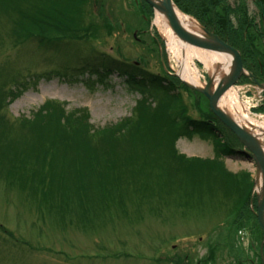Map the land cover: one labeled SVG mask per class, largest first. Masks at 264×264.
<instances>
[{"label": "rangeland", "instance_id": "374dc122", "mask_svg": "<svg viewBox=\"0 0 264 264\" xmlns=\"http://www.w3.org/2000/svg\"><path fill=\"white\" fill-rule=\"evenodd\" d=\"M238 1L259 20L254 0L228 4ZM57 9L75 13L76 21ZM230 19L238 31L236 16ZM154 22L143 0H0V264H264L257 163L219 155L222 146L243 147L206 97L177 79ZM256 36L249 32L253 62L241 52L251 79L239 83L241 93L234 89L259 120L264 108L255 111L260 96L251 74L264 69V50ZM199 67L207 84L211 77ZM85 69L111 71L110 86L78 81ZM54 72L68 78L42 79ZM142 72L176 77V101L152 90L148 108L135 113L144 98L127 83ZM18 84L27 89L11 98ZM48 102L69 117L57 113L33 126V114ZM78 109L89 112L95 132L119 128L101 137L85 123L71 127ZM176 117L211 119L220 129L183 138ZM126 118L136 122L124 132ZM216 158L222 166L201 161Z\"/></svg>", "mask_w": 264, "mask_h": 264}, {"label": "trees", "instance_id": "16d2710c", "mask_svg": "<svg viewBox=\"0 0 264 264\" xmlns=\"http://www.w3.org/2000/svg\"><path fill=\"white\" fill-rule=\"evenodd\" d=\"M51 1V0H50ZM53 1H60V0H53ZM197 0H174L176 6L182 10L186 15L189 16H193L196 19H198L202 24H204L202 21L203 19L200 17L199 13H202L204 15V17L206 19H208L210 22H206V24H204L207 28H210L211 31H213L216 35H218L223 41L229 43L231 46L236 47L237 49H239L243 54L245 59L248 61L250 60L251 62H253L254 60V49H252L253 47V42H251V38L248 37L249 32L250 31H254V23H255V19L254 21L251 20L248 16V12L246 11L245 6L238 1V4L235 7H231L228 4V0H198V2H196ZM256 1V0H254ZM259 1V0H258ZM262 3L264 4V0H261ZM260 3V2H259ZM183 5L186 7L184 8ZM72 5H70L71 7ZM219 7V9H218ZM141 8L143 9V7L141 6ZM145 8H147V11H150V8L147 6H145ZM220 8H223L225 10V12L220 13L221 10ZM58 10V9H57ZM60 12V13H59ZM63 16L65 19H70L71 20H75L76 21V15L73 12H66V15H64V13H62V11L58 10V15ZM234 14L237 18V25H238V31H235L234 27H233V22L230 19L231 15ZM28 19L31 20L33 22V19L36 18H30L28 16ZM37 23H40L41 21L36 20ZM56 21L58 24H62L60 19L56 18ZM43 22H41L42 24ZM81 25L84 26L83 23H81ZM86 27H83V30ZM88 29V28H87ZM253 29V30H252ZM25 33V32H24ZM255 39V38H254ZM249 69V66H248ZM250 70V69H249ZM253 71V70H251ZM108 72V74L112 73L111 71H106L105 69V73L100 71V70H92V69H85L83 70L80 75H79V79L78 81H83L86 82V84L90 85L92 83L91 79L89 80V77L92 78H98L95 83L97 84H102L103 86H110V82L111 80L109 79L110 75H107L106 73ZM104 73V74H103ZM134 75L136 77H133V75H131V79L129 77V75H126L129 77V83L128 86H130V88H132L133 90H136V93H138L142 98H144V100L140 101L138 103V107H136V110H134L135 113H142L146 110V108H148L149 105V100L148 98L150 97L151 91L155 90V91H164L167 98L170 99V101H176L177 96H174L173 93H171L172 91H174V89L176 87H178V80H176L175 78H170L167 75L160 77V76H155L153 74H146V73H141L140 75H137L136 73H134ZM128 77L126 79H128ZM66 79L68 78L67 75L64 74H57V73H52V75H46L43 76L42 79L43 80H48L51 81L53 79ZM162 79V80H161ZM40 81V80H39ZM16 89L13 90V93L11 95V98H15L16 96V92L20 91V90H26L27 89V84H18L16 87ZM17 90V91H16ZM15 93V96H14ZM60 104H56V108L54 109V104L53 103H46L43 107L40 108V110L37 113H34L33 116H35V118L32 120L31 123L33 124V126L38 125V123L43 122L42 120H48V119H52L55 118L56 115H58L57 113H59L60 115H58L56 118H58L59 116H62V120H66L67 118L65 116L68 115V113L63 109H61V106H59ZM71 115V119H73V123H69V126H74V122L77 124H86L85 126H88V131L90 134H92L93 132H95V128H93V126L90 125V114L86 109H78V110H74L73 113L70 114ZM69 117V116H67ZM70 119V118H68ZM61 119H59V121L56 122H60L62 121ZM190 120V119H189ZM211 120V119H210ZM208 120L207 118H203L201 121H187L186 118L183 117H176L173 118L172 121L180 124V126L183 127L182 129V134L181 137L183 138H191L192 136H204V135H214L216 133H218V130L220 129L219 125H213L212 123H214V121L211 123V121ZM182 121V122H181ZM35 122V123H33ZM121 127L124 132L128 131L130 129V127H132L136 120L133 122L132 118H126L124 120L121 121ZM60 124V123H58ZM120 124H117L115 126H111L109 128H106L104 130H101L99 132H95L94 136H104L105 133L107 132H114L116 129L119 128ZM219 155H221L224 158H228V159H235V158H239V157H243L242 155H240L238 152L234 151L232 149V147H225L222 146L221 150L219 149ZM218 156V154H217ZM184 156H179V158H183ZM219 158L213 159L212 160H201L205 166H209L208 164H214V168L215 166H222V163H218L217 160ZM220 161V160H219ZM202 164V163H201ZM203 166V165H202ZM210 167V166H209ZM251 179H248L247 181V185H246V189L244 192L249 193V191H251L252 189V185H251ZM245 195V193H244ZM249 195V194H248ZM249 197V196H248ZM247 198V196L245 197V199Z\"/></svg>", "mask_w": 264, "mask_h": 264}, {"label": "bare ground", "instance_id": "6f19581e", "mask_svg": "<svg viewBox=\"0 0 264 264\" xmlns=\"http://www.w3.org/2000/svg\"><path fill=\"white\" fill-rule=\"evenodd\" d=\"M153 1L156 4L155 6L158 8L156 9V11L153 10L155 15L154 26L162 35L163 39L167 44L169 53L173 56V59L178 65L179 70L178 75H176L177 79L181 80L183 84L188 85L192 90H205L212 97H217L218 95H220L218 90L219 86L222 83L226 82L227 79L232 76L238 69L237 59L233 58L232 56L223 55L221 53L204 51L203 49H200L197 46L190 44L186 40L181 39L172 29L171 24L160 14V9L162 8L161 3L164 0ZM173 3L175 5L174 0ZM175 15L180 24L186 29V31L190 35L197 38L198 40L200 39L203 41L207 38V35L201 25L192 17L183 14L180 9L177 8V6L175 10ZM224 43L230 45L227 42ZM239 52L241 53V51ZM197 63H199L201 66H204L205 70L209 73L211 77L210 80H212L213 86L209 90L207 87L208 83L206 84V82H204V77L202 76V73L200 71L201 69L199 67V64L196 65ZM170 75L172 76V74ZM245 77L246 76L240 78L237 83L235 82L233 84V82H230L226 85V87L222 91V96L220 98L218 107L222 116L232 121L233 124L239 126L241 130L243 129L244 131L252 135L254 138H256L259 142L258 151L264 153V119L261 117L258 118L259 120H256V117L253 118V116L250 115L249 103L245 102L243 99L241 100L238 94V92L241 93L243 89L242 86H239V83H241L242 79ZM234 88H236L238 92ZM255 90H257V92H259L263 96L262 103L260 105L254 106L255 111L260 112L264 108V86L259 87L257 85L255 87ZM201 96L204 97V95ZM231 133L232 136H234L238 143H240L243 147L240 149V151H238V153L242 156H245L246 158H249V156L246 154L247 150L241 143L239 138L232 131ZM238 148H240V146ZM253 162L256 163L255 159L253 160ZM260 169L256 177H254L256 180L254 191L255 195H257L255 200L256 206H258V204L264 205V175L262 169ZM251 209H253L254 211V207H252V205Z\"/></svg>", "mask_w": 264, "mask_h": 264}, {"label": "water", "instance_id": "95a60500", "mask_svg": "<svg viewBox=\"0 0 264 264\" xmlns=\"http://www.w3.org/2000/svg\"><path fill=\"white\" fill-rule=\"evenodd\" d=\"M143 1L146 2L148 5H150L155 11L156 9H158L155 6L156 4L153 0H143ZM161 5H162V8L160 9L161 16L164 17L171 24L172 29L181 39L186 40L190 44H193L194 46H197L198 48L203 49L204 51L221 53L223 55L232 56L233 58L237 59L238 69L232 76H230L227 79L226 82L222 83L219 86L218 90L220 95H218L217 97H212L205 90H201V89H195V90L203 94L210 101L211 109L214 115L220 120V122L226 128L231 130L239 138V140L244 145V147L249 151L246 154L248 156H251L253 159H255L258 169L261 168L264 175V153L258 151V146H259L258 140L254 138L252 135H250L248 132L244 131L243 129L241 130L239 126L233 124L232 121L222 116L220 109L218 107L220 98L222 96V91L224 90L226 85L230 82H233V84L235 82L237 83L238 80L244 76H246L247 78V71L243 63L241 53L238 50L232 48L230 45L224 43L218 36L209 33L205 28L203 29L207 35V38L204 41L200 39L198 40L197 38L190 35L178 21L175 15L176 5H174L173 0H164L161 3ZM207 85H208L207 86L208 90L211 89L213 86L212 80H209V83ZM250 152L252 154H250ZM257 210H258L259 223L264 230V205L258 204Z\"/></svg>", "mask_w": 264, "mask_h": 264}, {"label": "flooded vegetation", "instance_id": "af4514ba", "mask_svg": "<svg viewBox=\"0 0 264 264\" xmlns=\"http://www.w3.org/2000/svg\"><path fill=\"white\" fill-rule=\"evenodd\" d=\"M255 4L258 13L261 16V18L259 16V20H255L254 23L255 34L257 35L256 38L260 41L257 47L264 50V4L260 0H256ZM258 58L260 57L257 56L256 59ZM255 80L259 87L264 86V69H262L261 66H258L257 70H255Z\"/></svg>", "mask_w": 264, "mask_h": 264}]
</instances>
